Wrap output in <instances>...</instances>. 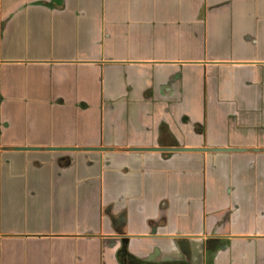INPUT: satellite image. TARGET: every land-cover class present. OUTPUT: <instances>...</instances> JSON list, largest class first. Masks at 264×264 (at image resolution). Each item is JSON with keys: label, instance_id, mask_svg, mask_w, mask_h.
Wrapping results in <instances>:
<instances>
[{"label": "crops", "instance_id": "obj_1", "mask_svg": "<svg viewBox=\"0 0 264 264\" xmlns=\"http://www.w3.org/2000/svg\"><path fill=\"white\" fill-rule=\"evenodd\" d=\"M0 264H264V0H0Z\"/></svg>", "mask_w": 264, "mask_h": 264}, {"label": "water", "instance_id": "obj_2", "mask_svg": "<svg viewBox=\"0 0 264 264\" xmlns=\"http://www.w3.org/2000/svg\"><path fill=\"white\" fill-rule=\"evenodd\" d=\"M24 149V148H18ZM50 149H74V148H50ZM136 151H159V152H178V151H241V149L236 148H185V147H175V148H164V147H149V148H133Z\"/></svg>", "mask_w": 264, "mask_h": 264}]
</instances>
